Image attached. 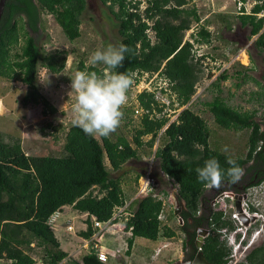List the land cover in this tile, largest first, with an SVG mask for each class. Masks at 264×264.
<instances>
[{
    "label": "trees",
    "instance_id": "obj_1",
    "mask_svg": "<svg viewBox=\"0 0 264 264\" xmlns=\"http://www.w3.org/2000/svg\"><path fill=\"white\" fill-rule=\"evenodd\" d=\"M241 2L244 4L246 0ZM149 3L147 19L155 42L142 56L134 54L131 51L134 39L126 29L129 21L134 19L137 21L134 30L143 34L146 30L143 16L134 11L128 18H120L118 46L123 43L130 51L125 55L123 66L114 71H154L165 60L159 74L171 83L178 106L189 105L170 121L168 113L164 112L165 104L157 101L154 92L143 90L137 93L144 113L135 129L133 141L123 134L116 138L111 135L89 136L69 122L47 123L55 139L60 138L61 131L63 142L59 155L29 154L15 136L7 140L0 130V259L8 260L9 264H36L33 253L39 247L45 264H59L68 259L75 262L69 251L62 247L56 229L52 227L55 217L60 216L66 207L87 213L85 229L76 234L83 239L90 238L98 229L94 226V218L107 221L115 208L132 196L125 190L123 180L112 174L126 162L138 158V148L147 145L148 152L159 159L162 172L176 184L177 195L185 204L180 213L182 221H179L182 232L193 230L189 233V242L193 243L197 227L206 222L212 231L205 236L201 251L208 261L227 264V246L220 231L232 223L224 218L222 210H211L207 197L206 206H202L201 198L209 185L198 181L195 171L210 158H216L225 172L229 167L226 162L229 154L211 147V132L206 120L190 107L204 70L201 60L193 52V43L185 39V33L190 27L187 16L194 14V19L198 20L199 15L196 11L192 10L191 14V10H185L182 6L185 0H149ZM86 5V0H6L0 20V77L18 79L26 85L27 91L22 98L24 104L41 102L44 113L58 111L40 91L38 77L41 67L50 72H61L66 66L68 52H45L38 45L32 33H38L43 27L42 13L52 14L65 35L74 41L81 36V16ZM244 7L239 14L241 23L249 24L251 34L257 35L254 44L264 58V14L259 16L264 12V0H255L249 12ZM22 37L24 43L20 45ZM103 67L85 66L84 60L79 62L80 70L87 68V72L102 74ZM243 67L249 69L248 66ZM227 77L224 70L212 86L221 92L220 81ZM262 87L258 101L264 105V84ZM205 104L220 127L235 131L253 129L250 139L255 142L264 137L260 124L253 119L256 108L252 111L235 108L220 93ZM145 136L149 137L147 141ZM157 140L159 144L153 150ZM236 160L242 165V159ZM139 176L138 173L136 179ZM225 180L230 179L225 176ZM163 203L162 199L150 193L131 204V215L123 222L124 228L132 232L127 240L128 255L136 237L156 241L175 235L170 225L158 218ZM173 214L174 210H171ZM190 219L193 224H190ZM260 256L256 251L248 257L249 264H264V255ZM78 263L107 264L98 258L94 249L84 252Z\"/></svg>",
    "mask_w": 264,
    "mask_h": 264
},
{
    "label": "rangeland",
    "instance_id": "obj_2",
    "mask_svg": "<svg viewBox=\"0 0 264 264\" xmlns=\"http://www.w3.org/2000/svg\"><path fill=\"white\" fill-rule=\"evenodd\" d=\"M86 1L87 5L81 16V36L78 39L71 41L55 17L46 12L42 13L43 27L38 33H32L37 38L38 45L45 52L53 50H67L68 52L66 66L61 72L54 73L41 67L38 77L40 91L57 107L56 113H44V105L41 102L24 104L22 98L27 91L26 85L18 79L8 80L0 77V130L5 133L7 140H11L15 136L29 154H60L63 142L61 131L59 132L60 138L55 139L52 129L47 126V123L56 124L59 121L73 123L75 118L73 104L76 93L71 90V76L78 71H87V68L80 70V60H84L85 66H89L91 65L90 57L96 50H103L109 45L118 46L121 39L120 18H128L134 11L143 16L146 24L143 34L134 30V26L137 24L134 19L129 21V27L126 29V33L134 39L131 47L134 54L142 56L156 40L153 30L149 29L150 22L147 19L150 8L149 0H105L106 3L102 0ZM242 4L241 0H185L182 5L186 8L185 10H191L189 11L191 14L193 10L199 15L198 20L194 19V14L187 16L190 19V27L185 33V39L191 40L193 43V52L201 60L204 70V75L197 84L196 93L190 101V107L206 120L211 132V147L222 151L223 147L227 145L228 154L232 153L233 155L241 145L243 147V142L247 140V133L229 137L228 130L216 123L205 102L212 100L216 94L220 93L233 107L243 111L256 108L257 115L264 116V105L258 101L259 92L264 84L261 77V73L264 71L263 53L254 44L257 35H252L251 26L243 25L239 17L242 12L241 7L244 5L245 11L249 12L255 4V0H246ZM263 14L264 12L259 16ZM147 29L149 30L147 31ZM20 43V45L24 43L23 37ZM164 61L154 71L130 70L134 83L127 92L125 105L122 106L123 115L120 124L110 134L113 138L123 134L133 141L135 129L139 126L141 115L144 113L137 98V93L143 90L154 92L156 99L166 105L171 101L173 107L166 106L164 112L168 113L170 121L176 118L177 111H174L173 108L179 106L176 103L175 91L172 89L171 83L159 74ZM96 66L102 68L104 65L97 64ZM243 66H248L249 69H245ZM224 70L227 71L228 77L220 81L221 92H219L217 87L212 86V82ZM188 105L180 106L178 111ZM96 136L100 138V135ZM148 138L145 136L144 140L147 141ZM158 144L157 140L153 150ZM148 149L147 145L138 148L139 157L126 162L112 176H119L123 180L125 190L133 196L138 184L137 174L150 173L157 181V194L167 199L166 209L169 214V225L175 231V235L162 237L156 241L136 237L131 253L128 255L126 250L127 240L131 236L130 232L124 228L123 223L112 224L101 232L99 238L100 248L108 255L107 264H176L182 258L184 234L179 226L180 219L175 214L171 215L177 186L162 172L159 159L153 153L150 154ZM262 189L259 187L250 189L253 194L248 196V202L255 207H264ZM216 195V205L212 208L222 210L227 218L235 217L237 219L236 226L240 225L239 218H237L239 214L231 202L223 196L220 197L219 194ZM212 199L207 203L208 206H212ZM246 212L248 215L256 214L261 217L259 212L253 213L248 209ZM83 218L85 216L83 215L81 219L80 212L66 207L60 217L56 219L60 223L61 229L53 223L56 226V234L62 247L69 251L70 256L77 261L73 262L68 259L59 264H81L78 261L83 253L88 251L82 245L83 238L77 235L78 231L84 227ZM69 224L73 226L71 231H67ZM119 227L120 229H116L117 232H112L113 228ZM246 227L250 231V226H244L242 235L246 231ZM223 231L226 232V229H221V238H224ZM232 234L233 230L227 234V237L231 238ZM250 235V240L253 238L256 241L259 238L256 230H253V235L251 233ZM233 248L236 247L233 246ZM36 249L33 253L36 264H45L42 261L41 249L39 247ZM0 264H9V261L0 259Z\"/></svg>",
    "mask_w": 264,
    "mask_h": 264
},
{
    "label": "clouds",
    "instance_id": "obj_3",
    "mask_svg": "<svg viewBox=\"0 0 264 264\" xmlns=\"http://www.w3.org/2000/svg\"><path fill=\"white\" fill-rule=\"evenodd\" d=\"M129 51L128 46L123 43L98 49L90 60L94 66H105L102 74L78 71L71 76V90L76 93L73 124L86 135L107 137L119 126L123 115L121 109L127 101V92L133 79L130 73L114 70L123 66L125 55ZM222 151L228 153V146L225 145ZM226 162L229 167L225 172L216 158L205 160L204 165L195 170L197 180L213 187H219L225 176L232 183L240 181L244 175V167L231 156L227 157Z\"/></svg>",
    "mask_w": 264,
    "mask_h": 264
},
{
    "label": "flooded vegetation",
    "instance_id": "obj_4",
    "mask_svg": "<svg viewBox=\"0 0 264 264\" xmlns=\"http://www.w3.org/2000/svg\"><path fill=\"white\" fill-rule=\"evenodd\" d=\"M261 77L264 80V71H262ZM257 114L258 111L256 112V114H254L253 119L255 122H258L260 124L261 130L262 132H264V116H258ZM227 130L229 133V137H235L237 135H244V133H247V140L243 142V147L241 145L239 150H237L234 155L232 153L229 154V156H231L232 158L242 159L244 175L241 180L236 183H232L230 180H225L220 184L219 187L208 186L205 189L204 194L202 195L201 203L204 207L206 206L205 197L208 198V202L211 200V198H213L212 206H209L211 210L215 212L221 211L217 210L216 208H212L214 205H216V194H219L220 197H225L228 201L231 202L232 206L239 214L237 218H239L240 225L236 226L235 223H237V219L235 217L227 218L224 214V218L231 221L232 223V226L224 227V229H226V232H222L224 238H221L225 241L227 246V264H249L248 257L253 255L256 251H258V255H261L262 257L264 255V207H255L252 205V203L248 202V196L253 194V191H251L250 189L259 187L260 189L263 188L261 190V193L264 192V137H262L261 141L255 142L254 140L250 139V134L253 133V129H250L249 131L245 129L241 131H235L232 128H228ZM180 207L181 213L185 208L184 202L181 201ZM247 209L253 213L259 212L261 217H258L256 214L248 215L246 212ZM193 223L194 221L190 219V224ZM244 226H250L251 228L249 231V229L246 227V231L242 235ZM202 229H207L208 232L206 234H203V232L201 231ZM232 230L233 234L231 235V238H229V236L227 237V234ZM253 230L258 231L259 238L256 241H254L253 238H251L250 240V233L253 235ZM189 231V233H191L193 230ZM211 231L212 228L206 222H204L201 227H197V233L193 243L189 242L190 234L183 233V254L181 260H177L178 262H176V264H183L192 261L195 258L197 252L201 251V246H198V242H200L202 239L201 237H203L204 239L205 236L208 235ZM227 239L229 244L227 243ZM184 241H186V243H184ZM233 246H235L236 248H233ZM209 263L215 264L214 262L210 261Z\"/></svg>",
    "mask_w": 264,
    "mask_h": 264
},
{
    "label": "built area",
    "instance_id": "obj_5",
    "mask_svg": "<svg viewBox=\"0 0 264 264\" xmlns=\"http://www.w3.org/2000/svg\"><path fill=\"white\" fill-rule=\"evenodd\" d=\"M157 101L161 103L159 100ZM161 104H165V103H161ZM170 104H171V101H170ZM170 104H167V105L165 104L164 109L166 106L170 107ZM179 107L173 108L174 111H177L176 112L177 115L180 112V110L178 111ZM143 112H144V109H143ZM156 190H157V181L154 177L150 175V173H147L146 175L145 174L140 175L138 178V184H137V189H136L135 194L131 196L130 199H127L123 205L116 207L111 218H109L107 221H100L94 218V226H96L98 229L90 238L83 239V242H82L83 247H86L88 251H90L91 249H94L98 254V258L102 261H106L108 259V255L100 248L99 238L101 236V232L107 229L112 224L123 223L124 220H127L129 216L131 215L130 207L133 201L141 198L144 195L150 194V193L155 196H158V198L163 200L164 207L159 213L158 218L166 222L167 224H169V218H168L169 214L166 209L167 199L163 196L158 195ZM52 227L56 229L55 228L56 226H54V224H52ZM72 227L73 226L69 224L67 226V229L71 231ZM128 232L132 234L131 229H129Z\"/></svg>",
    "mask_w": 264,
    "mask_h": 264
},
{
    "label": "water",
    "instance_id": "obj_6",
    "mask_svg": "<svg viewBox=\"0 0 264 264\" xmlns=\"http://www.w3.org/2000/svg\"><path fill=\"white\" fill-rule=\"evenodd\" d=\"M6 4V0H0V20L3 14V10ZM173 205H174V214L175 216H177L180 221H182L181 215H180V211H181V207L179 206L181 203V200L179 199L178 195L176 194L173 198ZM203 232V234H206L208 232L207 229H202L201 230ZM201 241L198 242V246H201L203 243V237H201ZM183 264H210L209 261L204 257L203 253L201 251H198L195 258L188 262V263H183Z\"/></svg>",
    "mask_w": 264,
    "mask_h": 264
},
{
    "label": "crops",
    "instance_id": "obj_7",
    "mask_svg": "<svg viewBox=\"0 0 264 264\" xmlns=\"http://www.w3.org/2000/svg\"><path fill=\"white\" fill-rule=\"evenodd\" d=\"M2 105V104H1ZM72 215V214H71ZM83 215L85 216V218H86V216H87V213H81V219H82V217H83ZM60 216H58L57 218H59ZM57 218H55V225L56 226H58L60 229H61V225H60V223L56 220ZM85 218H83V224H84V227L82 228V229H85V226H86V224H85V222H84V219ZM68 224V223H67ZM116 229H120V227L119 228H113V230H112V232H117V230ZM68 231V230H67ZM76 244H77V242H76Z\"/></svg>",
    "mask_w": 264,
    "mask_h": 264
},
{
    "label": "bare ground",
    "instance_id": "obj_8",
    "mask_svg": "<svg viewBox=\"0 0 264 264\" xmlns=\"http://www.w3.org/2000/svg\"><path fill=\"white\" fill-rule=\"evenodd\" d=\"M167 206V205H166ZM163 207H164V204H163Z\"/></svg>",
    "mask_w": 264,
    "mask_h": 264
}]
</instances>
